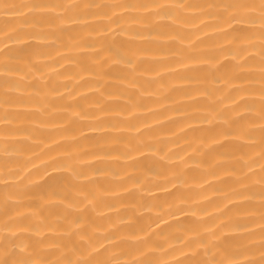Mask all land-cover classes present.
Listing matches in <instances>:
<instances>
[{"label": "bare ground", "instance_id": "obj_1", "mask_svg": "<svg viewBox=\"0 0 264 264\" xmlns=\"http://www.w3.org/2000/svg\"><path fill=\"white\" fill-rule=\"evenodd\" d=\"M0 264H264V0H0Z\"/></svg>", "mask_w": 264, "mask_h": 264}]
</instances>
